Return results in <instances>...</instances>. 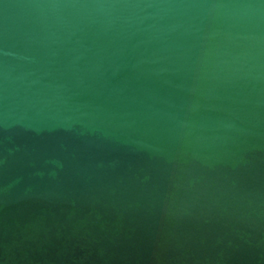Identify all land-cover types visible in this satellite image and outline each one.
<instances>
[{"label":"water","instance_id":"95a60500","mask_svg":"<svg viewBox=\"0 0 264 264\" xmlns=\"http://www.w3.org/2000/svg\"><path fill=\"white\" fill-rule=\"evenodd\" d=\"M0 264H264V0H0Z\"/></svg>","mask_w":264,"mask_h":264}]
</instances>
